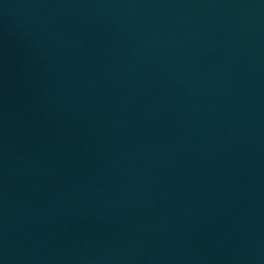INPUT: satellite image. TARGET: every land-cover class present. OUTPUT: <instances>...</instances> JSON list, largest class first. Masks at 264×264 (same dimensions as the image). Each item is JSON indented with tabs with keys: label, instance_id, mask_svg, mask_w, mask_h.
<instances>
[{
	"label": "water",
	"instance_id": "obj_1",
	"mask_svg": "<svg viewBox=\"0 0 264 264\" xmlns=\"http://www.w3.org/2000/svg\"><path fill=\"white\" fill-rule=\"evenodd\" d=\"M0 264H264V0H0Z\"/></svg>",
	"mask_w": 264,
	"mask_h": 264
}]
</instances>
